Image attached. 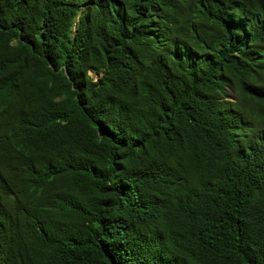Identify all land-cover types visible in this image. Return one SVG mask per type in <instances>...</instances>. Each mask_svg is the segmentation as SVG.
<instances>
[{
	"label": "trees",
	"instance_id": "1",
	"mask_svg": "<svg viewBox=\"0 0 264 264\" xmlns=\"http://www.w3.org/2000/svg\"><path fill=\"white\" fill-rule=\"evenodd\" d=\"M0 264H264V0H0Z\"/></svg>",
	"mask_w": 264,
	"mask_h": 264
},
{
	"label": "clouds",
	"instance_id": "2",
	"mask_svg": "<svg viewBox=\"0 0 264 264\" xmlns=\"http://www.w3.org/2000/svg\"><path fill=\"white\" fill-rule=\"evenodd\" d=\"M89 73H90L91 75L93 74V73H91V72H89ZM99 76H100L99 74H93V75H92L94 81H95Z\"/></svg>",
	"mask_w": 264,
	"mask_h": 264
}]
</instances>
